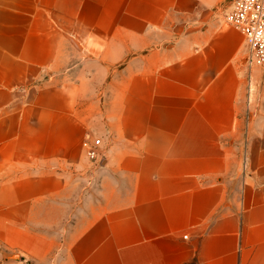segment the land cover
Returning <instances> with one entry per match:
<instances>
[{"label":"crops","instance_id":"obj_1","mask_svg":"<svg viewBox=\"0 0 264 264\" xmlns=\"http://www.w3.org/2000/svg\"><path fill=\"white\" fill-rule=\"evenodd\" d=\"M229 5L0 0V264H264V69Z\"/></svg>","mask_w":264,"mask_h":264},{"label":"built area","instance_id":"obj_2","mask_svg":"<svg viewBox=\"0 0 264 264\" xmlns=\"http://www.w3.org/2000/svg\"><path fill=\"white\" fill-rule=\"evenodd\" d=\"M223 20L240 33L250 60L264 69V0H230ZM99 144L98 138H85L81 142L92 161L100 156Z\"/></svg>","mask_w":264,"mask_h":264},{"label":"rangeland","instance_id":"obj_3","mask_svg":"<svg viewBox=\"0 0 264 264\" xmlns=\"http://www.w3.org/2000/svg\"><path fill=\"white\" fill-rule=\"evenodd\" d=\"M224 14V13H223Z\"/></svg>","mask_w":264,"mask_h":264}]
</instances>
